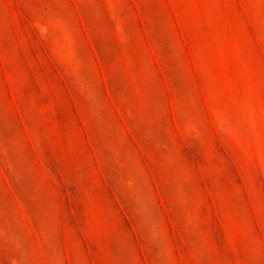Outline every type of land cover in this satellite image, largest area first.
I'll return each instance as SVG.
<instances>
[{
  "label": "rangeland",
  "instance_id": "1",
  "mask_svg": "<svg viewBox=\"0 0 264 264\" xmlns=\"http://www.w3.org/2000/svg\"><path fill=\"white\" fill-rule=\"evenodd\" d=\"M0 264H264V0H0Z\"/></svg>",
  "mask_w": 264,
  "mask_h": 264
}]
</instances>
